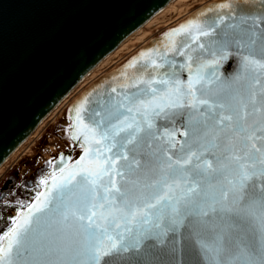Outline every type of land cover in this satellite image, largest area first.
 Wrapping results in <instances>:
<instances>
[{"label": "snow or ice", "instance_id": "obj_1", "mask_svg": "<svg viewBox=\"0 0 264 264\" xmlns=\"http://www.w3.org/2000/svg\"><path fill=\"white\" fill-rule=\"evenodd\" d=\"M217 8L171 46L186 81L164 52L75 107L83 154L41 179L0 264H264V0Z\"/></svg>", "mask_w": 264, "mask_h": 264}, {"label": "water", "instance_id": "obj_2", "mask_svg": "<svg viewBox=\"0 0 264 264\" xmlns=\"http://www.w3.org/2000/svg\"><path fill=\"white\" fill-rule=\"evenodd\" d=\"M169 1L0 0V165L94 65ZM224 2L217 0L200 6L179 26L152 39L122 66L91 84L70 106L72 123L75 107L85 97L89 99L87 106L95 107L94 102L106 93L111 94V88L121 91L119 86L129 83L137 71L133 64L138 66L148 57L161 62L159 54L168 52V59L177 63L175 71L186 81L187 70L179 68L184 58L173 55L171 46L173 42L180 46L188 42L195 48L197 44L192 42L188 33L191 31L194 36L197 25L207 26L214 21L220 12L217 5ZM251 2L257 3V0ZM207 39L201 36L197 43H206ZM232 63L230 60L223 68L217 69L223 73L221 78L234 71V65L229 67ZM168 67L166 65L161 71ZM182 139L177 135V140ZM74 143L80 145L79 141ZM62 155L64 163L69 165L80 157L71 162L69 153ZM60 158L61 155L53 163L49 183L51 174L59 175V167L63 166ZM43 191L44 187L39 193ZM26 214L27 208L16 222L19 223ZM3 243L7 245V239ZM159 254L160 250H152L148 259L154 260Z\"/></svg>", "mask_w": 264, "mask_h": 264}, {"label": "rangeland", "instance_id": "obj_3", "mask_svg": "<svg viewBox=\"0 0 264 264\" xmlns=\"http://www.w3.org/2000/svg\"><path fill=\"white\" fill-rule=\"evenodd\" d=\"M210 2H212V0H176L169 8H167L166 11L163 12V14L158 15L152 21L151 26H148L145 28V30H143L142 35L137 36L136 38L128 42V45L131 46L129 47L128 50H130L132 47H135V51L129 55L127 54L128 52L125 51L124 61L127 62L128 60H130L134 55H136L141 50L139 48H144L146 45L150 43L152 39L163 35L165 31H163L161 34L159 32L160 30H162L164 26H166V24H168L169 22L177 23L185 16H186L185 19H187L190 16V14L199 6L208 4ZM181 22L182 21H180V23ZM165 29L168 28L166 27ZM120 66H116L113 70L119 68ZM104 70L105 68H100V70H98L95 73V77L98 76L100 73H102ZM103 75L105 74L99 76L98 79ZM98 79L96 78L94 82H96ZM94 82H92L91 84H93ZM90 85H88V87ZM70 106L63 111L62 115L59 116L60 113H58L57 116H59V118L58 120H56V122L49 125L45 130H42L43 132L41 131L37 133L34 139L27 140L26 143H24V149H26V156H24L23 159L15 167L5 168L7 163L2 167L0 171V183L2 182L4 176H6L9 172L15 169H19L23 174L25 172H28L29 170L34 169L36 166L44 162L47 159V157L54 155L55 150L59 152L61 150L65 151L71 148L72 150L71 162L77 160V158L80 156L82 152V149L80 146L76 145L73 140L70 139L71 134L69 129H70V125L72 124V120L69 115ZM58 125H60V128H62L63 135L65 137L60 136V138H56L54 136L55 135L54 130L57 129L56 127ZM47 138H50V140H48ZM12 227L13 224L7 227L6 230L1 235L8 232V230Z\"/></svg>", "mask_w": 264, "mask_h": 264}, {"label": "flooded vegetation", "instance_id": "obj_4", "mask_svg": "<svg viewBox=\"0 0 264 264\" xmlns=\"http://www.w3.org/2000/svg\"><path fill=\"white\" fill-rule=\"evenodd\" d=\"M56 128L57 129L54 130V136L56 138L64 136L60 125ZM47 139L50 140V138ZM71 151V148L59 152L55 150L54 155L47 157L44 162L34 169L24 174L19 169H15L3 177L0 183V235L7 227L13 224V218L16 220L20 213L33 202L38 193L42 190L43 186L40 184V181L42 178L50 179L49 174L52 172L53 163L58 157L66 153H69L71 156ZM5 185V189H3ZM7 188H9V191H5Z\"/></svg>", "mask_w": 264, "mask_h": 264}, {"label": "bare ground", "instance_id": "obj_5", "mask_svg": "<svg viewBox=\"0 0 264 264\" xmlns=\"http://www.w3.org/2000/svg\"><path fill=\"white\" fill-rule=\"evenodd\" d=\"M176 0H170L163 8H161L156 14H154L149 20H147L144 24H142L139 28H137L135 31H133L132 33H130L124 40H122L117 46L116 48L110 52L107 56H105L102 60H100L96 65H94L90 71L84 76L82 77L77 83L76 85L57 103V105L42 119V121L36 126L35 130L32 131L15 149L14 151L9 155L8 158H6L3 163L0 165V171L2 169V167L8 162V160H10V158H12L14 156V154L16 153V151L29 139H34L35 135H37V133L41 132L42 130H44L48 125L51 124V122H54L56 120H58L59 116L62 115V110L64 109V104L66 102V99L68 98V96L79 86H81L82 88L86 89L88 87V85H90L92 82H94L96 80V78L98 79L99 76H101L102 74H107V72L113 70L116 66H118L119 64H121L122 62H124V52H128L127 54H131L132 52L135 51V47H132L130 50L129 47H131L130 45H128V42H130L132 39L136 38L137 36H140L143 34V30H145L146 27L151 26L152 21L160 14H163L164 11L167 10V8H169ZM217 1V0H215ZM212 2H214V0H212ZM211 3V2H210ZM206 5V4H205ZM204 6V5H201ZM200 7V6H199ZM198 7V8H199ZM197 8V9H198ZM174 9V8H173ZM177 9V8H176ZM197 9H195L193 12H195ZM192 12V13H193ZM191 13V14H192ZM190 14V15H191ZM186 18L183 17L180 21H184V19ZM186 20V19H185ZM176 21V20H175ZM179 22L177 23H171L169 22L168 24H166V27H172V26H176L178 25ZM150 24V25H149ZM142 40V39H141ZM139 40V41H141ZM147 46V45H146ZM145 46V47H146ZM126 55V54H125ZM100 68H105V70L100 73L98 76L95 77V73L100 70ZM104 76V75H103ZM64 111V110H63ZM59 114V116H57Z\"/></svg>", "mask_w": 264, "mask_h": 264}, {"label": "built area", "instance_id": "obj_6", "mask_svg": "<svg viewBox=\"0 0 264 264\" xmlns=\"http://www.w3.org/2000/svg\"><path fill=\"white\" fill-rule=\"evenodd\" d=\"M185 21V20H184ZM183 22V21H182ZM181 22V23H182ZM180 23V24H181ZM180 24H178V25H176V26H172V27H167L168 29H165L166 28V26H164L163 28H162V30H160V34L163 32V31H165V32H167L168 30H170V29H172V28H175V27H177V26H179ZM158 26H160V25H158ZM164 29V30H163ZM164 32V33H165ZM139 49H142V48H139ZM132 56V55H131ZM126 61H124V62H122L121 64H119L118 66H120V65H122V64H124ZM112 71V70H111ZM110 72V71H109ZM109 72H107V73H109ZM86 89H84V88H82L81 86H79L78 88H76L69 96H68V98L66 99V102H65V104H64V109L63 110H66L71 104H73V102L75 101V100H77L82 94H83V92L85 91ZM63 110H62V112H63ZM54 122H56V121H54ZM54 122H51V124L52 123H54ZM50 124V125H51ZM49 126V125H48ZM47 126V127H48ZM46 127V128H47ZM45 128V129H46ZM44 129V130H45ZM43 132V131H42ZM30 140V139H29ZM26 143V142H25ZM24 156H26V149H24V144L16 151V153L14 154V156L12 157V158H10V160H8V162H7V165L5 166V168H9V167H15L22 159H23V157Z\"/></svg>", "mask_w": 264, "mask_h": 264}]
</instances>
